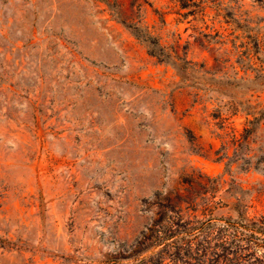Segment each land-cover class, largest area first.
Instances as JSON below:
<instances>
[{
  "label": "rangeland",
  "instance_id": "rangeland-1",
  "mask_svg": "<svg viewBox=\"0 0 264 264\" xmlns=\"http://www.w3.org/2000/svg\"><path fill=\"white\" fill-rule=\"evenodd\" d=\"M255 36L264 0H0V264H264Z\"/></svg>",
  "mask_w": 264,
  "mask_h": 264
},
{
  "label": "trees",
  "instance_id": "trees-1",
  "mask_svg": "<svg viewBox=\"0 0 264 264\" xmlns=\"http://www.w3.org/2000/svg\"><path fill=\"white\" fill-rule=\"evenodd\" d=\"M244 49L241 51V54L243 55L244 59L247 62V65L250 67V71L253 73L252 77H250L251 81L255 82L259 89L264 91V52H263V45L261 44L260 40L255 36V39L253 42H245L243 44ZM262 55V57H261ZM256 60V62H254ZM250 91H253L254 88L249 89ZM259 104V103H258ZM254 116V120H260L264 118V104H259L257 107V110L255 112H247ZM169 238L167 236H164L159 241L156 242L154 245H160L162 243H167V240ZM177 242H178V236L175 235V240L172 241V246H174L175 251L172 255H170V261H172L171 264H176L179 259V248H177Z\"/></svg>",
  "mask_w": 264,
  "mask_h": 264
}]
</instances>
